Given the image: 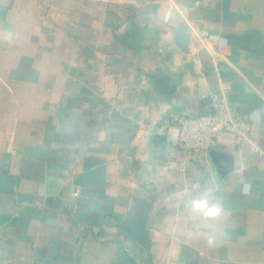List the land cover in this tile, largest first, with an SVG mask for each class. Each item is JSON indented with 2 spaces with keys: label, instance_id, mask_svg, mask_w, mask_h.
<instances>
[{
  "label": "crops",
  "instance_id": "obj_1",
  "mask_svg": "<svg viewBox=\"0 0 264 264\" xmlns=\"http://www.w3.org/2000/svg\"><path fill=\"white\" fill-rule=\"evenodd\" d=\"M222 89L254 141L182 153ZM0 264H264V0H0Z\"/></svg>",
  "mask_w": 264,
  "mask_h": 264
},
{
  "label": "built area",
  "instance_id": "obj_2",
  "mask_svg": "<svg viewBox=\"0 0 264 264\" xmlns=\"http://www.w3.org/2000/svg\"><path fill=\"white\" fill-rule=\"evenodd\" d=\"M171 124L178 129L177 145L184 154L208 153L220 140L221 132L233 134L239 141H254V130L222 89L213 95L212 110L191 116L175 115ZM77 195L81 192L76 190Z\"/></svg>",
  "mask_w": 264,
  "mask_h": 264
},
{
  "label": "clouds",
  "instance_id": "obj_3",
  "mask_svg": "<svg viewBox=\"0 0 264 264\" xmlns=\"http://www.w3.org/2000/svg\"><path fill=\"white\" fill-rule=\"evenodd\" d=\"M187 207L194 213V224L197 230L200 228L207 229L203 233L209 246H214L219 240L226 238L227 233L218 226V222L225 215L224 209L219 202H213L207 196L196 198L187 202Z\"/></svg>",
  "mask_w": 264,
  "mask_h": 264
},
{
  "label": "water",
  "instance_id": "obj_4",
  "mask_svg": "<svg viewBox=\"0 0 264 264\" xmlns=\"http://www.w3.org/2000/svg\"><path fill=\"white\" fill-rule=\"evenodd\" d=\"M215 154H216V149H215V148H212V149L210 150V156H215ZM135 236H136V238H137V240H138L139 242H141V243H144V242H145V241H144L145 236H144L143 233L135 234Z\"/></svg>",
  "mask_w": 264,
  "mask_h": 264
}]
</instances>
